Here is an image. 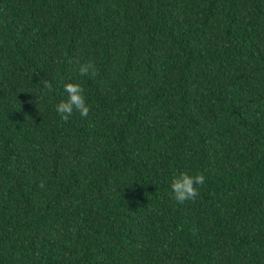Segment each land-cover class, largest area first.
Returning <instances> with one entry per match:
<instances>
[{"label":"trees","instance_id":"trees-1","mask_svg":"<svg viewBox=\"0 0 264 264\" xmlns=\"http://www.w3.org/2000/svg\"><path fill=\"white\" fill-rule=\"evenodd\" d=\"M0 264H264V0H0Z\"/></svg>","mask_w":264,"mask_h":264},{"label":"clouds","instance_id":"clouds-1","mask_svg":"<svg viewBox=\"0 0 264 264\" xmlns=\"http://www.w3.org/2000/svg\"><path fill=\"white\" fill-rule=\"evenodd\" d=\"M79 74L81 77L95 78L99 74V69L95 58L90 57L85 62L79 64ZM44 88L52 91L50 81H44ZM64 92L67 93V100H62L55 105V111L65 123L73 115L74 111L79 112L81 117H87L91 106L87 103L85 89L80 83H67L64 85ZM206 177L202 172L195 174L187 171L173 174L170 188L175 201L183 204L186 201H195L200 193V188L204 186Z\"/></svg>","mask_w":264,"mask_h":264}]
</instances>
